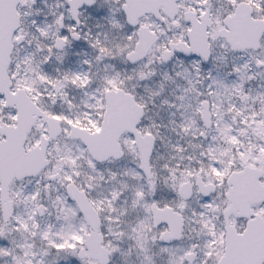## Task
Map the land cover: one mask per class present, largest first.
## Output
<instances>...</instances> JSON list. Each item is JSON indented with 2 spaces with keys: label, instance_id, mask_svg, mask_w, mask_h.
<instances>
[{
  "label": "snow or ice",
  "instance_id": "1",
  "mask_svg": "<svg viewBox=\"0 0 264 264\" xmlns=\"http://www.w3.org/2000/svg\"><path fill=\"white\" fill-rule=\"evenodd\" d=\"M0 264H264V0H0Z\"/></svg>",
  "mask_w": 264,
  "mask_h": 264
}]
</instances>
